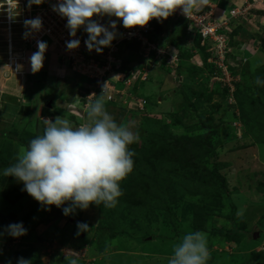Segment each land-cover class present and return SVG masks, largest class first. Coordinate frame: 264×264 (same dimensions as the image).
<instances>
[{
	"label": "rangeland",
	"instance_id": "rangeland-1",
	"mask_svg": "<svg viewBox=\"0 0 264 264\" xmlns=\"http://www.w3.org/2000/svg\"><path fill=\"white\" fill-rule=\"evenodd\" d=\"M246 25L240 36L252 50L226 72L211 65L220 80L211 78L195 40L186 36L178 38L183 59L174 70L164 61L139 65L133 61L136 46L124 45L129 57L119 52L118 59L131 63L120 73L136 80L124 96L104 103L118 123L139 132V142L129 146L133 171L120 182L123 195L115 207L91 204L67 216L62 210L70 202L46 210L3 170L15 162L21 145L42 134L43 119L61 115L79 125L77 112L85 113L84 121L88 105L74 95L75 105L56 99L46 112L47 101L39 103L36 95L45 94L40 87L27 96L39 109L23 105L13 88L20 78L2 75L0 35V264H17L20 257L31 264H68V250L79 253V264H167L173 243L188 230L207 233L208 264H264V85L255 83L264 79L258 41L264 20ZM32 54L25 55V71ZM140 70L145 81L136 77ZM228 84L231 90L224 92ZM138 100L144 101L143 111L134 108ZM18 222L27 234L13 238L5 229ZM78 222L88 232L77 234Z\"/></svg>",
	"mask_w": 264,
	"mask_h": 264
},
{
	"label": "clouds",
	"instance_id": "clouds-1",
	"mask_svg": "<svg viewBox=\"0 0 264 264\" xmlns=\"http://www.w3.org/2000/svg\"><path fill=\"white\" fill-rule=\"evenodd\" d=\"M42 2L43 0H31L36 5ZM209 2L210 0H58L52 8L62 18H67L66 28L70 36L75 37L77 30L83 27L88 34V39L84 42L87 49H95L100 53L116 38L117 24L112 20L105 26L92 19L94 16L115 17L122 21L124 28L131 29L144 27L152 19H167L177 9L185 17H190L194 11L203 10ZM24 25L29 30L24 34L27 38L31 32L41 29L42 20L36 17L26 20ZM79 44V39H73L66 42V47L71 50ZM37 48L29 58L33 74L43 67L47 43L37 41ZM3 56L2 64L5 61V51ZM3 72V77H9ZM24 78L25 74L22 80L19 79L21 86ZM255 83L264 85V79L257 77ZM70 101V106L75 105L76 101ZM43 125L42 134L36 135L27 146L19 147L15 162L3 170V176L22 182V190L45 206L46 210H49L47 206L60 208L70 202L62 210L65 216L77 208L86 210L91 204L115 207L118 198L123 195L120 182L133 171L135 152L129 146L139 142V132L133 131L124 122L118 123L106 110L103 98L88 104L86 119L79 125H74L61 115L54 120L43 119ZM77 229L79 234L80 231L88 232L89 227L86 223L78 222ZM5 231L13 238L27 234L22 222L9 224ZM68 251L71 253L68 264H79V253ZM210 258L207 233L188 230L173 243L167 264H208ZM17 264H31V261L20 257Z\"/></svg>",
	"mask_w": 264,
	"mask_h": 264
},
{
	"label": "built area",
	"instance_id": "built-area-1",
	"mask_svg": "<svg viewBox=\"0 0 264 264\" xmlns=\"http://www.w3.org/2000/svg\"><path fill=\"white\" fill-rule=\"evenodd\" d=\"M57 2L58 0H43L41 4L36 5L31 3V0H0V35L5 45L3 74L19 76L22 80L25 74L23 69L25 55L38 50L37 41L47 39L46 52L53 50L63 60L62 62L95 80L96 86L93 89L92 96L100 94L106 102L114 101L116 95L124 96L125 91L136 80L128 77L117 79L114 75L113 80L109 78L110 74L117 75V72L121 71V60L116 56L118 46L122 42L138 43L137 58L143 66L146 63V66L155 67L159 60L163 58L166 65H170L174 70L181 62L179 53L175 49L173 51L169 50V46L162 41H152L150 39L155 35L154 26L156 25L171 30L183 26L182 36H186L191 40H199V46L204 48L208 54L207 63L226 72L227 68L233 66L235 62L244 61L246 51L252 50L250 43H246L240 33L232 36L233 30L242 22L250 23L252 20L260 23L261 21L253 20L256 17L254 11H256L259 0H250L238 6L232 5L226 8L220 16L215 15V8L210 5H207L201 11H194L190 17H185L181 14V10L177 9L167 19H152L144 27L137 26L126 29L121 23L118 28V37L111 42V45L103 48L100 53L93 49L95 56L87 61L83 53L85 46L83 43L80 42L77 48L71 50L66 47V42L73 39H79L80 41V38L77 32L75 37L70 36L69 30L66 28L67 18H62L57 12L53 11L52 6ZM36 17L42 20L41 29L31 32L25 38L24 34L29 30L25 27L24 22ZM104 17L106 16H94L92 19L102 24ZM17 65L22 67L18 68ZM135 73L140 81H145L146 74L142 70ZM210 76L220 80L216 77L215 71ZM4 78L6 77L4 76ZM116 83H121L124 88L116 89ZM232 86L228 84V90ZM88 104L89 101L85 102L84 105L87 106ZM144 107V101L134 102L135 110L143 111Z\"/></svg>",
	"mask_w": 264,
	"mask_h": 264
},
{
	"label": "crops",
	"instance_id": "crops-1",
	"mask_svg": "<svg viewBox=\"0 0 264 264\" xmlns=\"http://www.w3.org/2000/svg\"><path fill=\"white\" fill-rule=\"evenodd\" d=\"M250 0H210L209 4L213 8H215V15L220 16L222 12L232 6V5H242L245 2H249ZM255 18L253 20L258 21L264 20V0H259V4L256 6V11H254ZM112 20L117 21L118 27H116L115 31L118 33V28L122 21L117 20L116 18H109L104 17L103 25L107 26L108 23ZM252 21V20H251ZM246 24V23H245ZM77 33L80 38V42L85 45V40L88 39V34L84 31V28L81 27L77 30ZM172 33V32H171ZM176 37H179V35L176 32ZM176 38V40H177ZM180 42V41H179ZM181 44V42H180ZM172 48V47H171ZM173 49V48H172ZM174 50V49H173ZM172 50V51H173ZM119 52H123L122 54L124 56L128 55L125 54L124 50H121L118 48L117 56ZM83 53L85 55V58L87 61L94 58L95 52L89 51L86 48V45L83 48ZM29 54V53H28ZM122 55V56H123ZM129 57V55H128ZM193 57V56H192ZM194 57H197V55H194ZM126 59V58H125ZM61 58L53 51L48 50L44 54V61H43V67L42 69L33 74L31 72V67L28 68L25 71V77L27 73H29V80L26 82V78H24L23 85H19V88L13 87L14 90L19 89L20 90V96L22 98V101L25 102L23 105L30 107V109H39V104L34 105L31 101L27 98V96L32 95L34 90H39V87L45 91V94L42 95L40 92H38L36 95H38L39 103L51 102V107L54 105L55 100H59V102L66 104V106L69 104V102L66 103L65 98H69L72 101V96H77L81 102H88L91 103L92 101H95L96 99L103 98L100 94L97 96H92L93 89H95L96 82L93 79H90L88 76L77 72L75 69H73L69 64H65L62 62ZM135 63H137V59L133 60ZM133 62V63H134ZM131 61L128 60V67L130 66ZM142 64V62H138V64ZM139 64V65H140ZM26 66V64H25ZM25 70V68H24ZM122 72V71H121ZM113 75L115 78H121L124 77L125 74L118 73L110 74L109 78L113 80ZM12 75L9 74V79ZM8 79V81H9ZM116 79V80H117ZM119 81V80H118ZM21 83V82H20ZM5 86V85H3ZM117 89V88H116ZM28 91V93H26ZM67 96V97H66ZM70 101V102H71ZM47 102L44 104L45 108L47 105ZM70 106V105H69ZM60 107V106H59ZM63 111V112H62ZM65 110L62 108H59V114L64 113ZM85 113L83 111L77 112V116L81 120V123L84 122L82 119L84 117ZM80 123V124H81Z\"/></svg>",
	"mask_w": 264,
	"mask_h": 264
},
{
	"label": "trees",
	"instance_id": "trees-1",
	"mask_svg": "<svg viewBox=\"0 0 264 264\" xmlns=\"http://www.w3.org/2000/svg\"><path fill=\"white\" fill-rule=\"evenodd\" d=\"M246 22H242L239 26H237L236 27V29L235 30H233V32H232V36L233 35H237L238 33H240V32H242V30H244L245 29V27L247 26L246 24H245ZM245 25V26H244ZM155 27V30H154V32H155V35L154 36H152V38L150 39V40H156V41H162V42H164L165 43V45H167V46H170V47H172V48H174V49H177V48H179V52H180V54H179V57H180V55H181V57H180V60L182 61V59H183V53H182V49H181V47H182V44H180V42H179V39L176 37V32H177V34L179 35V37H181L182 35H183V31H184V28H183V26H180V27H178V28H176V29H170V28H163V27H161V26H154ZM246 29H247V27H246ZM260 37L258 38V41H259V44H260V48H261V50L264 52V26H262V28H260ZM172 32V33H171ZM176 38H177V40H176ZM195 42H196V44H197V48L199 49V51L201 52V59H202V63H203V65L204 66H206L207 68V70H209L210 71V75H211V73H212V66L210 65V64H208L207 63V61H206V59H207V56H208V54L205 52V49L204 48H202V47H200L199 46V40H195ZM126 44V48H128V47H130V46H133V45H135L136 46V50H135V52H136V59L138 60V58H137V51H138V43H136V42H131V43H127V42H122L119 46H118V48L120 49V51L121 50H124V52L126 51V48H124V45ZM117 58H118V56H116ZM131 58V57H130ZM133 59V58H132ZM135 59V60H136ZM120 60V59H119ZM161 61V62H160ZM162 61H164L165 62V60L163 59V58H161L160 60H159V62L160 63H162ZM137 62H140V60L139 61H137ZM158 62V63H159ZM127 63H128V60L126 61L125 59L124 60H121V70H124L125 69V67H128V65H127ZM181 63V62H180ZM179 65V64H178ZM193 65V64H192ZM208 71V72H209ZM228 89H226V88H224V92H228L227 91ZM185 96V95H184ZM45 111L47 110V109H44ZM47 112V111H46ZM43 132V131H42ZM214 167H215V165H214ZM214 173L217 175V177H219L218 176V174H217V171H215L214 170ZM220 178V177H219ZM221 180L220 181H223V178H220ZM0 207H1V205H0ZM1 215V214H0ZM110 236V235H109ZM112 238H114V236H112L111 235V240H112Z\"/></svg>",
	"mask_w": 264,
	"mask_h": 264
},
{
	"label": "water",
	"instance_id": "water-1",
	"mask_svg": "<svg viewBox=\"0 0 264 264\" xmlns=\"http://www.w3.org/2000/svg\"><path fill=\"white\" fill-rule=\"evenodd\" d=\"M46 108H48V109L51 108V102H50V101L47 102ZM256 237H257V234H255V235L253 236V238H256Z\"/></svg>",
	"mask_w": 264,
	"mask_h": 264
},
{
	"label": "bare ground",
	"instance_id": "bare-ground-1",
	"mask_svg": "<svg viewBox=\"0 0 264 264\" xmlns=\"http://www.w3.org/2000/svg\"><path fill=\"white\" fill-rule=\"evenodd\" d=\"M21 83H22V82H21ZM21 83H20V84H21Z\"/></svg>",
	"mask_w": 264,
	"mask_h": 264
}]
</instances>
